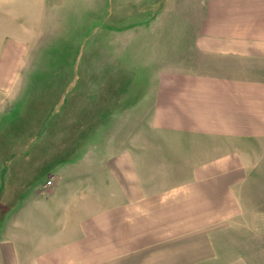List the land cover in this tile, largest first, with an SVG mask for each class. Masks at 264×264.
<instances>
[{"label": "crops", "instance_id": "1", "mask_svg": "<svg viewBox=\"0 0 264 264\" xmlns=\"http://www.w3.org/2000/svg\"><path fill=\"white\" fill-rule=\"evenodd\" d=\"M55 2L0 0V92ZM193 47L190 69L158 75L149 133L39 200L0 264H264V0H206Z\"/></svg>", "mask_w": 264, "mask_h": 264}, {"label": "rangeland", "instance_id": "2", "mask_svg": "<svg viewBox=\"0 0 264 264\" xmlns=\"http://www.w3.org/2000/svg\"><path fill=\"white\" fill-rule=\"evenodd\" d=\"M55 1L14 92H0V238L29 232L39 200L70 197L89 161L149 133L157 77L192 67L206 0Z\"/></svg>", "mask_w": 264, "mask_h": 264}]
</instances>
